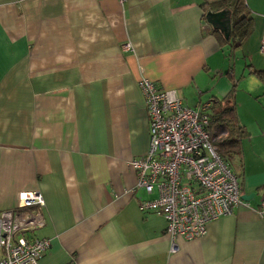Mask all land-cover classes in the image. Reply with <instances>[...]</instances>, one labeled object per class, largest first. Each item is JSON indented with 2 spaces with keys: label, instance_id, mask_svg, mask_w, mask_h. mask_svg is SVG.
Segmentation results:
<instances>
[{
  "label": "crops",
  "instance_id": "1",
  "mask_svg": "<svg viewBox=\"0 0 264 264\" xmlns=\"http://www.w3.org/2000/svg\"><path fill=\"white\" fill-rule=\"evenodd\" d=\"M244 3L232 48L205 0H0V211L41 193L39 264H264V0ZM142 76L189 106L230 101L241 127L229 164L246 198L176 251L129 166L148 146Z\"/></svg>",
  "mask_w": 264,
  "mask_h": 264
},
{
  "label": "built area",
  "instance_id": "2",
  "mask_svg": "<svg viewBox=\"0 0 264 264\" xmlns=\"http://www.w3.org/2000/svg\"><path fill=\"white\" fill-rule=\"evenodd\" d=\"M259 50L264 54V31ZM137 83L149 118L148 146L129 166L138 187L157 192L138 208L165 217L171 250L176 251L178 238L202 236L210 220L231 214L242 202L238 181L218 154L215 143L226 132L209 128L208 102L189 106L175 90L159 89L145 76ZM43 205L41 193L30 190L18 194L15 207L0 211V264H39L50 244L34 235L44 224ZM257 212L264 219V198Z\"/></svg>",
  "mask_w": 264,
  "mask_h": 264
},
{
  "label": "trees",
  "instance_id": "3",
  "mask_svg": "<svg viewBox=\"0 0 264 264\" xmlns=\"http://www.w3.org/2000/svg\"><path fill=\"white\" fill-rule=\"evenodd\" d=\"M207 11L226 12L227 18L230 21V26L224 32L220 28L212 30L220 43L230 44L234 46L241 43V40L251 31V18L246 11L244 0H205L204 4ZM262 71H256L261 73ZM209 106L207 115L209 116V128L215 132L225 131L226 136L217 140L215 145L218 154L224 159L229 167V159L233 157L239 150V140L241 127L237 124L234 114V106L230 101L224 104L212 102ZM231 169V168H230Z\"/></svg>",
  "mask_w": 264,
  "mask_h": 264
},
{
  "label": "water",
  "instance_id": "4",
  "mask_svg": "<svg viewBox=\"0 0 264 264\" xmlns=\"http://www.w3.org/2000/svg\"><path fill=\"white\" fill-rule=\"evenodd\" d=\"M225 16H226V12L224 10H221V11H217V12H211L210 11L207 13L206 17L210 23L218 25L219 28L225 32L227 27L222 26L223 25L222 21H220ZM240 197L242 199L246 198V196H240Z\"/></svg>",
  "mask_w": 264,
  "mask_h": 264
},
{
  "label": "rangeland",
  "instance_id": "5",
  "mask_svg": "<svg viewBox=\"0 0 264 264\" xmlns=\"http://www.w3.org/2000/svg\"><path fill=\"white\" fill-rule=\"evenodd\" d=\"M177 94V93H176Z\"/></svg>",
  "mask_w": 264,
  "mask_h": 264
}]
</instances>
